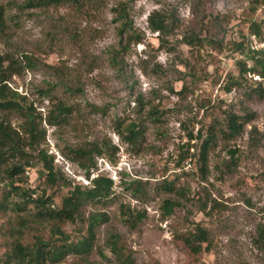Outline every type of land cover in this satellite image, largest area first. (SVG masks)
<instances>
[{
	"label": "rangeland",
	"instance_id": "1",
	"mask_svg": "<svg viewBox=\"0 0 264 264\" xmlns=\"http://www.w3.org/2000/svg\"><path fill=\"white\" fill-rule=\"evenodd\" d=\"M26 2L0 0L8 16L0 55H12L24 66L28 57L33 66L15 75L10 86L28 95L44 117L54 102L72 109L69 124L42 123L47 134L41 149L54 157L66 183H90L85 171L65 156L67 150L105 143L107 155L97 158L91 179L103 174L117 191L112 200L87 207V215L106 213L110 218L97 228L92 254L87 259L70 254L63 264H118L108 245L113 235L122 238L137 264H264V250L255 244L258 226L264 224V98H251L247 88L227 92L225 87L239 74L237 62L247 59L230 42L264 49V40L250 33L252 21L263 22L264 30V6L253 13L252 0H83L79 8L36 9L23 8ZM121 3L128 5L135 32L145 34L140 44L127 47V35L121 42L123 20L115 12ZM154 11L174 20L169 35L150 30ZM190 37L220 41L224 47L187 44ZM228 113L254 119L235 139L218 136L208 153L204 180L197 162L204 136L213 127L226 129ZM11 119L17 127L20 120ZM132 121L141 124L137 142L120 134ZM254 127L257 144L249 135ZM190 135L200 138L191 141ZM191 146L196 160L180 165V155ZM234 148L239 159L230 166L228 151ZM39 169L19 180L39 193L46 190L59 205L69 186L50 188ZM10 181L5 174L0 177V200L10 191ZM166 182H174L175 191L165 189ZM181 189L191 200L178 195ZM168 199L181 206L165 218ZM123 204L147 212L136 230L123 223ZM34 213H0V264L7 257L9 223L14 233L31 231L24 242L48 237L46 225ZM200 227L208 229L210 242L192 259L178 239ZM64 229L74 242L86 234L81 224L69 223Z\"/></svg>",
	"mask_w": 264,
	"mask_h": 264
},
{
	"label": "trees",
	"instance_id": "2",
	"mask_svg": "<svg viewBox=\"0 0 264 264\" xmlns=\"http://www.w3.org/2000/svg\"><path fill=\"white\" fill-rule=\"evenodd\" d=\"M59 6L82 7L83 0H27L23 8H50ZM264 6V0H252V10H257ZM119 19L123 20L122 27L119 29L121 42L127 35V47L132 43L140 44L145 39L144 33L135 32L129 21L128 5L121 3L115 9ZM8 16L5 7L0 5V35L7 30ZM170 17L154 11L149 17V28L152 32H158L159 35H169L173 30L174 20ZM250 33L260 40H264L263 22L252 21ZM187 44H205L218 45L224 47L220 41L209 38L190 37ZM229 47L234 51L244 55L247 59H241L237 62L239 74L231 76L226 84V91L232 92L234 88H247L250 97L257 96L264 98V49H255L254 46H246L244 42H230ZM27 65L22 61H17L12 55H0V177L5 176L11 180L10 191L0 200V213L7 214L8 211L22 212L25 210L35 211V218L42 221L48 229V237L35 236L32 241L24 242L27 232L14 233L10 223L6 228L7 257L4 264H63L65 258L70 255H78L87 259L95 249L97 228L110 221L106 213H90L87 215V207H97L101 203H106L114 196L115 182L105 175H98L91 179V174L97 168V158L105 157L106 144L91 143L80 145L75 148L70 147L65 156L76 163L85 171L86 177L90 180L88 185L66 183L60 169L55 163L53 156L48 151L41 149L42 139H45L47 131L42 127L46 122L51 126H63L69 124L72 109L61 102H54V106L44 117L37 111L35 102L28 96L22 95L10 86V81L15 75H22L26 66L32 68L30 58ZM250 75L258 76L261 80H255ZM41 94L48 95V91L41 90ZM49 96V95H48ZM12 116L18 118L20 123L17 127L12 124ZM253 115L241 117L239 115L228 113L226 129L218 131L208 129L204 136V143L200 158V171L205 180L208 171V153L212 145L218 142V136L230 140L240 136L245 130V125L252 122ZM244 120V122H242ZM140 122L132 121L123 126L120 134L130 142H137L140 137ZM254 127L249 131L250 140L257 144L258 137ZM200 136L190 135L193 141ZM193 146L189 147L185 155H180L179 164L182 165L188 160H196V156L190 153ZM230 155V166L236 165L239 159V149L234 148L228 151ZM41 166L40 176L45 178V183L50 188L61 186L68 187V194L63 197L58 205L53 195H48L46 190L39 193L38 189H31L25 185L23 180H19L27 171ZM65 181V182H64ZM74 184V185H72ZM174 182H166L165 189L174 190ZM137 190V189H136ZM135 190V192H136ZM178 195L187 197L184 189L176 191ZM181 206L180 202L166 200L163 206V216L165 218L174 215L175 210ZM121 218L123 223L131 230H136L139 223L147 217L145 210L138 211L129 205H121ZM81 224L82 231L79 240L71 241L64 226L67 224ZM33 228V227H31ZM30 229V228H29ZM31 234L28 232V235ZM182 250L190 258L194 259L204 251V244L210 242V233L207 228L200 227L195 231H187L179 236ZM255 244L264 250V224H260L257 229V239ZM112 253L116 256L118 264H137L136 260L128 249L124 246L122 238L113 235L108 241Z\"/></svg>",
	"mask_w": 264,
	"mask_h": 264
}]
</instances>
